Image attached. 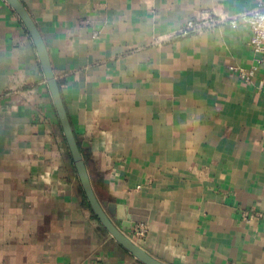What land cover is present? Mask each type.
I'll return each instance as SVG.
<instances>
[{
  "label": "crops",
  "instance_id": "0c3cea01",
  "mask_svg": "<svg viewBox=\"0 0 264 264\" xmlns=\"http://www.w3.org/2000/svg\"><path fill=\"white\" fill-rule=\"evenodd\" d=\"M20 1L112 221L128 235L146 224L134 241L166 264H264V54L227 21L264 0ZM189 20L198 29L184 35ZM232 65L257 74L246 81ZM0 264H143L92 211L34 41L7 0Z\"/></svg>",
  "mask_w": 264,
  "mask_h": 264
},
{
  "label": "water",
  "instance_id": "95a60500",
  "mask_svg": "<svg viewBox=\"0 0 264 264\" xmlns=\"http://www.w3.org/2000/svg\"><path fill=\"white\" fill-rule=\"evenodd\" d=\"M8 3L15 9L24 25L26 26L30 36L32 37L37 53L41 62L43 72L51 93L54 107L56 109L61 127L63 129L64 137L70 151L74 166L76 168L78 178L81 186L85 192L88 203L107 231L119 242L127 251L134 255L143 264H166L149 254L142 246L137 244L128 234L124 233L108 216L104 209V204L98 199L93 188L87 165L80 149L78 140L72 129L70 118L62 97L60 85L57 81L56 75L51 65L50 56L42 35L28 13L24 4L20 0H7ZM125 227H131L126 224Z\"/></svg>",
  "mask_w": 264,
  "mask_h": 264
},
{
  "label": "built area",
  "instance_id": "2783aa9c",
  "mask_svg": "<svg viewBox=\"0 0 264 264\" xmlns=\"http://www.w3.org/2000/svg\"><path fill=\"white\" fill-rule=\"evenodd\" d=\"M227 21L233 27H237L240 24L246 25L250 31L249 44L256 53L264 54V5L256 9L243 12L238 16L228 18ZM211 23L214 24V22ZM197 29V22L189 20L183 26L182 34L187 35L195 32ZM230 68L237 71L240 77L246 81H251L256 76L258 70L257 65H253L251 67L232 65ZM147 232V225L144 223H138L132 227L129 236L133 240H138L144 237Z\"/></svg>",
  "mask_w": 264,
  "mask_h": 264
}]
</instances>
